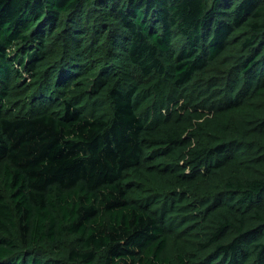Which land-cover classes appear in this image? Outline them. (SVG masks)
Here are the masks:
<instances>
[{
  "label": "trees",
  "instance_id": "obj_1",
  "mask_svg": "<svg viewBox=\"0 0 264 264\" xmlns=\"http://www.w3.org/2000/svg\"><path fill=\"white\" fill-rule=\"evenodd\" d=\"M0 264H264V0H0Z\"/></svg>",
  "mask_w": 264,
  "mask_h": 264
}]
</instances>
